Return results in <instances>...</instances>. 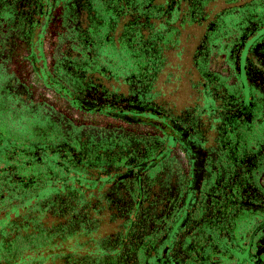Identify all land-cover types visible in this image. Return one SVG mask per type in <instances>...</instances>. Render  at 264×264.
I'll list each match as a JSON object with an SVG mask.
<instances>
[{
  "label": "flooded vegetation",
  "instance_id": "af4514ba",
  "mask_svg": "<svg viewBox=\"0 0 264 264\" xmlns=\"http://www.w3.org/2000/svg\"><path fill=\"white\" fill-rule=\"evenodd\" d=\"M0 199L65 264H264V0H0Z\"/></svg>",
  "mask_w": 264,
  "mask_h": 264
},
{
  "label": "rangeland",
  "instance_id": "374dc122",
  "mask_svg": "<svg viewBox=\"0 0 264 264\" xmlns=\"http://www.w3.org/2000/svg\"><path fill=\"white\" fill-rule=\"evenodd\" d=\"M32 204L38 205L23 211L20 210L18 217H14L13 214L9 215L8 221L10 223L5 225L4 233H2L3 231L0 232V246L3 248L8 246L9 250H6L5 253H0V264H65L67 259L71 262L79 255L86 253L85 250L80 248L90 247L86 243L85 236L78 234L71 239L58 237L50 229L55 222L48 217L41 218L40 222H37V218L36 222H31V211L38 210L37 208H40L42 202L37 201L35 203L32 202ZM4 211L3 209L2 213L0 212V220L5 218ZM36 213L38 214V211ZM26 214L30 215L24 218ZM26 225L28 229L25 230ZM18 227L20 230L17 229ZM40 229L45 231L42 232ZM31 233L36 236L31 238L29 236ZM39 242H44L45 244H38ZM94 246L95 244L91 245L93 248ZM74 250L76 252H73Z\"/></svg>",
  "mask_w": 264,
  "mask_h": 264
},
{
  "label": "trees",
  "instance_id": "16d2710c",
  "mask_svg": "<svg viewBox=\"0 0 264 264\" xmlns=\"http://www.w3.org/2000/svg\"><path fill=\"white\" fill-rule=\"evenodd\" d=\"M37 209L39 210L40 208L38 207ZM24 218H25V217H24ZM5 221H6V220H3L2 222H5ZM31 222H33V220H31ZM2 233H4V231H3ZM56 235H57V234H56ZM29 236L32 238V236L35 237L36 235L31 233V234H29ZM57 236L59 237V235H57ZM30 237H29V238H30ZM50 242H51V241H50ZM2 245H3V244H2ZM6 250H7L6 248H3L2 246H0V253H1V252L5 253Z\"/></svg>",
  "mask_w": 264,
  "mask_h": 264
}]
</instances>
